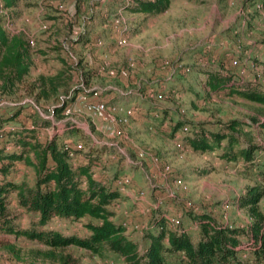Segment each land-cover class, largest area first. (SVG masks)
<instances>
[{"label": "rangeland", "instance_id": "374dc122", "mask_svg": "<svg viewBox=\"0 0 264 264\" xmlns=\"http://www.w3.org/2000/svg\"><path fill=\"white\" fill-rule=\"evenodd\" d=\"M109 1L18 0L12 15L8 13L5 31L10 36L21 35L33 54L39 50L48 54L46 57L34 54L29 76L10 92L0 91V110L11 114L21 107V116L28 123L31 115L39 124H47L46 128L52 123L72 124L82 134L88 131L101 144H113L111 148L117 144L125 149L133 164L124 165V157L117 153L120 163L106 164L102 169L108 172L106 176L111 181L128 176L131 185L125 190L135 191L137 197L146 189L150 194L158 192L157 199L163 202L157 209L159 214H181L179 228L185 229L194 241L200 228L192 216L202 214L223 226L246 231L252 220L246 209L238 207V200L251 187L264 190L260 166L264 164V131L257 125L245 129L247 136L243 140L258 147L259 164L258 168L246 169L242 162L219 159V152L202 155L176 149L174 140L160 132L159 123L145 121L148 117L144 116V110L165 109L171 113L172 122H205L215 128L236 119L263 120L261 105L237 95L229 96L225 90L206 92L205 77L200 73V69L212 70L230 77L244 89L264 91V10L260 0H172L168 10L157 16L130 14L120 7H109ZM121 40L125 43L119 44ZM65 67L72 68L76 79L72 86L89 93L98 92L97 98L109 95L108 100H134L130 107L135 112L140 108L143 115L128 118L126 124L99 122L91 117L86 103H81L75 111L69 105L70 114L54 117L52 108L67 96L73 97L77 89H68L72 94L63 90L59 99L38 101L33 80L42 73L53 74L56 68ZM109 106L126 108L119 104ZM114 114L116 119L123 117L122 111ZM81 136H72L74 147L93 143ZM139 151L144 153L143 160L138 158ZM10 178L33 185L35 174L32 168L17 164ZM123 203L118 218L131 217V222L138 224L135 219H140L141 213L135 211L132 215L137 210L135 206L131 201ZM8 204L18 228L25 229L36 221L35 215L17 208L14 196L8 198ZM258 207L264 215V197ZM82 224L54 219L48 228L66 236H85ZM142 240L143 237L141 243ZM240 240L243 250L240 256L250 259L253 243L246 236H240ZM66 254L78 264H125L116 254L98 257L75 247L56 251L53 259L36 242L0 234V264H59V256Z\"/></svg>", "mask_w": 264, "mask_h": 264}, {"label": "trees", "instance_id": "16d2710c", "mask_svg": "<svg viewBox=\"0 0 264 264\" xmlns=\"http://www.w3.org/2000/svg\"><path fill=\"white\" fill-rule=\"evenodd\" d=\"M4 9H11L18 0H1ZM111 0L108 6L120 7L130 14L157 16L165 13L172 0H129L121 4ZM264 10V0H260ZM46 51H36L40 56ZM30 48L21 35H8L0 18V91L8 93L21 84L30 71ZM72 69V68H71ZM70 68H61L54 75L40 76L33 84L37 100L59 99L60 90L71 80ZM206 92L227 91V95L238 97L264 107V91L244 89L232 82L228 76L212 70H202ZM89 75L84 76L86 82ZM77 89V90H76ZM73 97L67 96L61 104L52 108L54 117H59L71 105L78 94L91 97L94 93L76 88ZM74 90V89H73ZM107 105V104H106ZM23 112L21 107L9 115H0V234L36 242L55 259V252L68 247L88 251L102 257L113 253L125 264H264V215L259 203L264 190L254 186L238 200V207L246 209L252 222L247 230L232 229L218 224L207 214L192 216L199 223L200 233L196 241L190 234L178 229H169L162 214L153 211L141 245L131 240L120 221H115L113 206L122 201L118 189L106 187L92 178L95 168L104 169L101 155L107 146L89 144L84 151L62 143V140L78 136L77 126L66 124L55 128L50 140L37 139L40 130L47 124H39L29 116L31 126L17 123L16 118ZM147 115L155 113L165 121L169 112L165 109L147 108ZM45 123V122H43ZM169 137L178 136L183 149L194 154L218 153V158L228 163L242 162L246 169L258 168V147L252 141L243 140L245 129L257 125L264 131V119L250 121L232 120L215 128L205 122L190 123L182 120L169 122ZM82 137V136H81ZM119 162V161H118ZM120 163V162H119ZM21 164L34 170L35 181L14 182L10 176L15 166ZM263 166L264 174V164ZM101 169V170H102ZM262 175L261 172H258ZM264 176V175H263ZM14 196L17 208L36 216V221L20 229L9 212L8 198ZM83 223L85 236L63 235L48 228L54 220ZM84 221V222H83ZM240 236L251 241V258L243 259L240 254ZM59 264H78L69 254L59 256Z\"/></svg>", "mask_w": 264, "mask_h": 264}, {"label": "crops", "instance_id": "0c3cea01", "mask_svg": "<svg viewBox=\"0 0 264 264\" xmlns=\"http://www.w3.org/2000/svg\"><path fill=\"white\" fill-rule=\"evenodd\" d=\"M0 3L2 4V1L0 0ZM17 5H18V1L16 2V5L13 7V8H11V9H6L7 10V13H10L11 15H12V11H14L15 10V8L17 7ZM9 15V14H8ZM43 51H46V50H43ZM46 52H48V51H46ZM34 54H36V51H35V53ZM33 54V52L30 50V61H31V59H32V56L34 55ZM46 54H48V53H46ZM39 57H46V55H44V56H40L39 54H37ZM31 64H30V71H31ZM44 69H45V66H42V68H41V71H43L44 72ZM58 70H60V68H56V71L55 72H53V74H49V75H45L44 73H42L41 75H39L38 77H40V76H51V75H54ZM30 71H29V73H28V75L26 76V78L29 76V74H30ZM70 74H71V80H70V82H69V84H68V86H67V88L68 89H75L76 87H74V86H72L74 83H76V79H75V77L74 76H72V72L70 71ZM38 77H37V79H38ZM36 79V80H37ZM25 80V79H24ZM35 79L33 80L34 82L36 81ZM65 88H62L61 90H60V93L64 90ZM99 93L98 92H94V95L93 96H91L90 97V99H93V100H98V101H101V102H104L105 104H107L108 106H109V104L110 105H121V106H123L124 105V107H130V106H132V105H134L135 104V102H134V100H124V101H114V99L113 98H111V100H108V98L110 97L109 95H105V97L104 98H97L96 96L98 95ZM81 94H78L77 95V97H76V100L71 104V106H72V109H73V111H75V108H79V105L81 104L77 99H78V97L80 96ZM60 96V95H59ZM99 96H102V95H99ZM53 99H55V98H50L49 100H38V101H50V100H53ZM113 99V100H112ZM56 105H58V104H56ZM126 108H124V109H126ZM78 110V109H77ZM78 111H80V109L78 110ZM140 111H142V110H140V108H138L137 109V112H134L133 114H132V116L129 118L130 120L131 119H133V118H137L141 113H143V112H140ZM81 112V111H80ZM147 108H145V110H144V116H147L148 117V119L147 120H145L147 123H154L153 125H155V123L157 124V123H159V128H160V132H163V133H167L168 135H170V133H171V130H170V127H169V122H170V117L168 116V118L165 120V121H162L161 119H160V117L157 115V114H155V113H150L149 115H147ZM171 113L169 112V115H170ZM0 115H9V114H6V110L4 111V110H0ZM78 115H80V114H78ZM141 115H143V114H141ZM77 116V115H76ZM22 118V116H21V114L16 118V121H22L23 120V118ZM66 120H69V119H66ZM24 121V122H23ZM22 122H20V123H24V124H26V125H28V126H31V120H30V122L28 123V122H26V119H24ZM28 121V120H27ZM96 121H98V120H96ZM60 122V121H59ZM100 122V121H99ZM143 122V121H142ZM140 124H143V123H141V121L139 122ZM138 123V124H139ZM64 125H62L61 123H58V124H55V123H52V126L50 127V128H44V129H42V130H40L39 132H38V134H37V139L39 140V141H41V142H45V141H47V140H50L51 138H52V136H54V134H55V128H61V127H63ZM165 129H168V131L166 132L165 131ZM79 135H82V136H84L85 135V137L87 138H90L92 141H93V143L94 144H98V145H104V146H107V151H104L103 153H102V155H101V161H102V164H105V166H106V164H112L113 162H115V163H118V161H119V158L120 157H118L117 156V153H120L121 154V156H123L124 157V165H126V166H128V165H130V164H133L131 161H130V158H129V155H128V153L126 152V150L125 149H121V148H119V147H117V144H116V147L115 148H111V147H113V144H107L106 142L104 143H100V142H97V140L94 138V136H92L91 134H89V132L88 131H85L84 132V134H82V133H80ZM176 136L177 135H175L174 136V138L172 139V140H174L175 141V138H176ZM72 140H74V138H70V139H67V140H62V143H64V144H68V145H71L72 147H74L73 145H72ZM173 141V142H174ZM75 143H80V142H75ZM80 146H77V148H79ZM82 148H83V150L85 151L86 150V148L87 147H85L83 144H82ZM115 150H118V151H115ZM112 152H115V153H113L112 154ZM112 154V156L111 155H109V154ZM139 153H143V152H141V151H139V152H137V154H139ZM106 154H108L107 156H106ZM144 159V158H143ZM143 159H141V160H143ZM152 166V165H151ZM102 168H95L92 172H96L97 174H96V178H95V180L96 181H98V182H100L102 185H104V186H106V187H109V186H113V187H116L115 186V182L114 181H111V179H109L108 178V176H106V175H108V172L107 171H103V170H101ZM144 192V191H143ZM121 194V196H122V201L120 202V203H118V206H117V208H113V211L115 212V214H116V217H115V221H122V220H124L125 218H127V216H121L120 218H118L119 216H118V209L120 208V206L122 205V204H124L123 203V201H126V202H130L131 201V203L135 206V208L137 209V210H135L134 209V211H132L131 212V214L133 215V214H135L137 211L139 212V213H141V218L140 219H135V221L136 222H138V223H140V224H145V223H149V221L151 220V217H149V216H146V215H144L143 213H142V211H143V208H147V207H149V206H151V204H152V202L153 201H156V200H158L157 198H159V195H158V192H154V193H152V194H150L149 193V191L146 189L145 190V192H144V195L142 196V197H137L136 195V192L135 191H133V190H125V191H123V192H121L120 193ZM150 200H152V201H150ZM136 211V212H135ZM130 214V215H131ZM124 215H126V212L124 213ZM130 220H132V218L130 217ZM133 222V221H132ZM126 235L131 239V240H133L134 242H136V243H138V244H141V238L143 237L140 233H138V232H133V231H127L126 232Z\"/></svg>", "mask_w": 264, "mask_h": 264}, {"label": "built area", "instance_id": "2783aa9c", "mask_svg": "<svg viewBox=\"0 0 264 264\" xmlns=\"http://www.w3.org/2000/svg\"><path fill=\"white\" fill-rule=\"evenodd\" d=\"M0 18L2 19L3 29L5 30V27L9 23V19H8L7 10L2 7L1 3H0ZM124 43H125V40H121L119 42V44H124ZM121 73H122V75L125 74L124 72H121ZM109 74L113 75V72H110ZM77 100L80 103H86L87 110L89 111L91 117L94 120H98L100 122H110V123L116 122V123H118V125L119 124H126L128 122V118H130L136 110L135 108H132V107L127 108V109L116 108L114 106L110 107L101 101H89L88 97H86L83 94H81ZM117 110L123 112V117H121L120 119H116L114 116L115 115L114 113ZM63 114H65V115L70 114V109L66 108L64 110ZM174 145H175L176 149L183 150V147L181 146V144L179 142L178 136H176V138H175ZM138 158L143 159L144 153H139ZM165 171L167 172L168 168H166ZM96 174H97L96 172H92V178L93 179L96 178ZM114 182H115L116 188L118 189V191L120 193L125 191L126 187L131 185V179L128 176H123V177L117 178L116 180H114ZM176 183L178 185H180L181 181H177ZM143 195H144V192H141L139 194L140 197H142ZM162 204H163V202L161 200H156L154 203L151 204V206L144 209L142 211V213L146 216L151 217L152 212L154 210L159 209L162 206ZM117 206H118V204H115L113 206V208L115 209V208H117ZM163 217H164L166 224H167V227L169 229H178L179 228V224H180L179 222H180L181 214H177V215L167 214V215H163ZM121 225L125 229V234L127 231H133V232H138L143 236L144 232L147 230L149 224L148 223L135 224V223H132L131 220H129L128 218H125L124 220L121 221ZM181 231L188 234V232L185 229L181 230Z\"/></svg>", "mask_w": 264, "mask_h": 264}]
</instances>
